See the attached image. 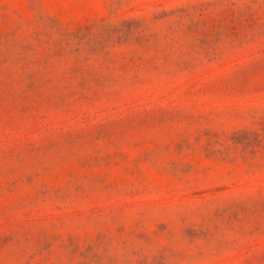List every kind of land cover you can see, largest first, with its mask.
<instances>
[{
    "label": "rangeland",
    "instance_id": "rangeland-1",
    "mask_svg": "<svg viewBox=\"0 0 264 264\" xmlns=\"http://www.w3.org/2000/svg\"><path fill=\"white\" fill-rule=\"evenodd\" d=\"M0 264H264V0H0Z\"/></svg>",
    "mask_w": 264,
    "mask_h": 264
}]
</instances>
